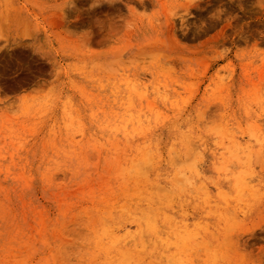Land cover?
<instances>
[{"label": "rangeland", "instance_id": "374dc122", "mask_svg": "<svg viewBox=\"0 0 264 264\" xmlns=\"http://www.w3.org/2000/svg\"><path fill=\"white\" fill-rule=\"evenodd\" d=\"M0 264H264V0H0Z\"/></svg>", "mask_w": 264, "mask_h": 264}, {"label": "bare ground", "instance_id": "6f19581e", "mask_svg": "<svg viewBox=\"0 0 264 264\" xmlns=\"http://www.w3.org/2000/svg\"><path fill=\"white\" fill-rule=\"evenodd\" d=\"M142 2V1H141ZM143 4V3H142ZM17 49V48H16ZM20 51V50H19ZM27 51V50H26ZM16 52V51H15ZM18 52V51H17ZM20 53H21V51H20ZM25 52L23 51V53H22V55L24 54ZM16 54V53H15ZM27 54V53H26ZM20 55V54H19ZM24 56H25V54H24ZM19 57V56H18ZM25 58V57H24ZM34 58V57H33ZM32 60V59H31ZM30 61V60H29ZM33 61V60H32ZM24 71V70H23ZM26 74V73H25ZM23 75V76H26V75ZM28 76V75H27ZM31 76H33V75H31ZM21 77V76H20ZM27 78V77H26ZM28 78H29V76H28ZM31 78V77H30ZM28 80V79H27ZM31 81V80H30ZM115 123V122H114ZM257 123V122H256ZM127 125V124H126ZM118 127V125L116 124L114 127H113V129L115 130L116 128ZM122 127V126H121ZM124 127V126H123ZM131 127V126H130ZM145 128V127H144ZM123 129V128H122ZM132 129V128H131ZM139 129V128H138ZM143 128H141V130H142ZM146 129V128H145ZM144 130V129H143ZM134 131H135V129H134ZM133 131V132H134ZM124 132V131H123ZM125 133V132H124ZM253 133V132H252ZM123 134V133H122ZM128 134V133H127ZM130 135V134H129ZM253 135V134H252ZM128 136V135H127ZM137 136H138V134H137ZM107 137H109V136H107ZM197 138V137H196ZM127 139V138H126ZM125 139V140H126ZM126 142V141H125ZM112 143H113V141H112ZM126 143H128V142H126ZM112 145H114V143L112 144ZM144 145V144H143ZM143 145H141V147L143 146ZM246 146V145H245ZM244 146V147H245ZM145 147H146V145H145ZM243 147V148H244ZM239 148V147H238ZM242 148V147H241ZM240 148V149H241ZM247 148V147H246ZM246 148H244V149H246ZM240 149H238L239 151H240ZM135 150V149H134ZM140 151H139V154H138V156L136 157V158H133L132 160H131V162L130 163H132L131 164V166H133V167H135L136 165H137V167H138V165L140 164V163H144L146 160V158L151 154L149 151H151L150 149H147L146 151H143V149L141 148V149H139ZM243 150V149H242ZM241 150V151H242ZM124 151V150H123ZM245 151V150H244ZM243 151V152H244ZM147 153H150V154H147ZM240 153V152H239ZM132 155V154H131ZM146 155H148L147 157H146ZM238 156H239V154H238ZM133 157V156H132ZM150 158V162H151V156L149 157ZM149 158H147V159H149ZM147 161H149V160H147ZM149 162V163H150ZM142 163V165L141 166H143V167H145V163L143 164ZM122 166V165H121ZM141 168V167H140ZM146 168L147 169H149L147 166H146ZM145 168V169H146ZM192 168V167H191ZM119 169V168H118ZM129 169H131V167L129 168ZM134 169V168H133ZM144 169V170H145ZM120 170V169H119ZM124 170H126L125 168H124V166H123V168L120 170L122 173H120V171H119V173H120V176H122L121 174H123L124 175ZM127 171V170H126ZM129 171V170H128ZM133 171H138V170H133ZM140 172H143V171H141V170H139ZM148 171V170H147ZM132 172V171H131ZM131 172L129 173V174H131ZM145 172V171H144ZM128 173V172H127ZM135 173V172H134ZM137 173V172H136ZM227 173V172H226ZM229 174V173H228ZM143 175H144V173H143ZM142 175V176H143ZM252 175V174H251ZM130 176V175H129ZM226 176H228V175H226ZM254 176V175H253ZM238 177V176H237ZM244 177V176H243ZM242 177V178H243ZM242 178H240V180H242ZM122 181V180H121ZM124 181V180H123ZM244 182V181H243ZM247 182V181H246ZM136 183H137V181H136ZM248 183H250V182H248ZM236 184V183H235ZM246 184V183H245ZM250 185V184H249ZM239 187H241V186H239ZM246 187H248V186H246ZM162 188V187H161ZM243 188V187H242ZM132 189H134V188H132ZM165 189V188H164ZM136 190V189H135ZM243 190V189H242ZM245 191V190H244ZM243 191V192H244ZM133 192V191H132ZM136 192H138V191H136ZM253 192V191H252ZM139 193H141V192H139ZM245 193V192H244ZM142 194V193H141ZM141 194H139V195H141ZM242 194V196H244L245 197V195H246V193H245V195L243 194V193H241ZM249 195V194H248ZM138 200V199H137ZM124 201V200H123ZM107 203H109V201H106ZM125 202V201H124ZM130 202H132V201H130ZM241 202V201H240ZM247 202V201H246ZM125 204V203H124ZM134 205V204H133ZM120 207V206H119ZM125 207V206H124ZM139 207V206H138ZM112 208V207H111ZM142 208V207H141ZM146 208V207H145ZM121 210H123V208L121 207L120 208ZM211 208H209L208 210H210ZM124 210H126V209H124ZM152 210V209H151ZM137 211V210H136ZM211 211V210H210ZM213 211V210H212ZM140 212V211H139ZM148 212H149V209H148ZM153 212V211H152ZM213 212H215V210L213 211ZM110 213V212H109ZM128 213V212H127ZM151 213V212H150ZM143 214V213H142ZM152 214V213H151ZM150 214V215H151ZM110 215V214H109ZM150 215L147 217V218H150ZM131 216H132V214H131ZM143 216V215H142ZM165 216H166V220H168V218H169V221H171V218L170 217H168L167 216V214L166 215H164V218H165ZM146 217V216H145ZM139 218H141V217H139ZM143 218V217H142ZM229 218V220H230V217H228ZM152 220V221H151ZM124 221V220H123ZM129 221V220H128ZM151 221V222H150ZM150 221H148V224H146L147 223V221H146V223H145V226H147L146 228L147 229H149V230H151L152 232H154L155 233V235L157 234V233H159V228L156 226V224L153 222L154 221V219H153V217H152V219H150ZM168 221V222H169ZM125 222V221H124ZM130 222V221H129ZM153 222V223H152ZM156 222V221H155ZM107 223V222H106ZM230 223H231V221H230ZM114 224V223H113ZM199 224V223H198ZM120 225V224H119ZM136 225V224H135ZM140 225V224H139ZM139 225H136V226H138L139 227ZM142 225V224H141ZM117 226V225H116ZM187 226V225H186ZM200 226V225H199ZM106 227V225H105V223H104V228ZM141 227H143V226H140L139 228H141ZM170 227V226H169ZM111 228V227H110ZM115 228H117V227H115ZM126 228V227H125ZM171 228V227H170ZM108 229V228H107ZM107 229L105 228L104 230L105 231H107ZM130 229V228H129ZM138 229V228H137ZM114 229H112V231H113ZM103 231V230H102ZM116 231H118V230H116ZM129 231V230H128ZM104 232V231H103ZM125 232V231H124ZM140 232H141V230H140ZM187 232H189L188 231V229H184L183 231H179V232H177L176 234L174 233L173 235L174 236H180V234H186L188 237H189V233H187ZM112 233V232H111ZM119 233V232H118ZM135 233H136V231H135ZM142 233V232H141ZM191 233V232H190ZM120 235V234H119ZM122 235V234H121ZM120 235V237L119 238H121L122 236ZM133 235V234H132ZM131 235V236H132ZM109 236V235H108ZM124 236H126V233H125V235ZM161 236V235H160ZM166 236H167V234H166ZM166 236L164 237V238H166ZM184 236V235H183ZM110 237V236H109ZM113 237L114 238H111V240L109 241L108 240V244H109V246H108V244H107V246H108V248H113V247H115V246H119L120 244V241H119V239L115 236V235H113ZM181 237H182V235H181ZM186 237V236H185ZM133 238V237H132ZM135 238V237H134ZM154 238V237H153ZM161 238H163L162 236H161ZM160 238V239H161ZM162 239L163 241H165L166 239ZM178 238V237H177ZM183 238V237H182ZM187 238V237H186ZM139 239H141V238H139ZM158 239V238H157ZM127 240V239H126ZM154 240V239H153ZM141 241V240H140ZM161 241V240H160ZM172 241H173V243H172ZM152 242H154V241H152ZM171 242V245L172 244H174V246L176 247L177 246V248H178V242L176 241V240H171L170 238H169V243ZM145 243H146V241H145ZM155 243V245H156V243L157 242H154ZM162 243V242H161ZM123 244V243H122ZM135 244V243H134ZM147 244V243H146ZM137 246V245H136ZM135 246V247H136ZM146 246L144 245V248H145ZM154 247V246H153ZM140 248H143V247H140ZM119 249H120V247H119ZM132 249V248H131ZM130 249V250H131ZM136 249H138L137 247H136ZM130 250H129V254L131 253L130 252ZM124 251H126V250H124ZM124 251H123V256L125 255L124 254ZM174 251H176V250H174ZM178 251H180V250H178ZM138 252V251H137ZM127 256H130V255H127ZM122 260H123V258H122ZM125 260H127V259H125ZM129 261V260H128Z\"/></svg>", "mask_w": 264, "mask_h": 264}]
</instances>
